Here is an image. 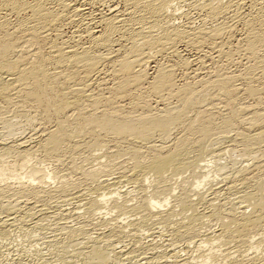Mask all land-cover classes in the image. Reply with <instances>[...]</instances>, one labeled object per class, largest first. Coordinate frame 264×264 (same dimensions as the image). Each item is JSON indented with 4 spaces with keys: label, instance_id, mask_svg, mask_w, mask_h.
<instances>
[{
    "label": "bare ground",
    "instance_id": "1",
    "mask_svg": "<svg viewBox=\"0 0 264 264\" xmlns=\"http://www.w3.org/2000/svg\"><path fill=\"white\" fill-rule=\"evenodd\" d=\"M0 264H264V0H0Z\"/></svg>",
    "mask_w": 264,
    "mask_h": 264
},
{
    "label": "rangeland",
    "instance_id": "2",
    "mask_svg": "<svg viewBox=\"0 0 264 264\" xmlns=\"http://www.w3.org/2000/svg\"><path fill=\"white\" fill-rule=\"evenodd\" d=\"M25 135H23V136H27V134H28V132H26V133H24Z\"/></svg>",
    "mask_w": 264,
    "mask_h": 264
}]
</instances>
